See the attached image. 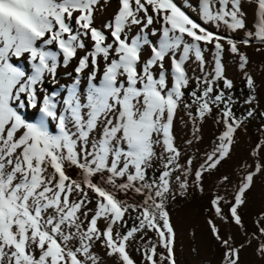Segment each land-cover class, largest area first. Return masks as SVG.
Wrapping results in <instances>:
<instances>
[{
	"label": "snow or ice",
	"instance_id": "obj_1",
	"mask_svg": "<svg viewBox=\"0 0 264 264\" xmlns=\"http://www.w3.org/2000/svg\"><path fill=\"white\" fill-rule=\"evenodd\" d=\"M250 2L257 7L255 31L246 28L242 0H198L204 23L245 30V38L237 41L194 22L176 0H116V10L101 27L96 13L111 0H0V264H99L92 251L97 241L119 264H136L127 250L136 239L144 241V264H176L175 229L165 201L173 180L182 192L189 180L178 163L174 118L181 103L185 109L195 105L194 120L212 114L213 107L219 112L217 143L194 172L202 190L204 173L231 158L242 124L223 90L233 83L224 75L222 55L227 50L237 56L244 70L249 60L238 44L248 47L255 40L264 45V0ZM205 51L212 52L211 72H205ZM13 58H25L30 71ZM193 59L204 72L197 78L204 87L189 93L192 102L186 103V65ZM73 62V82L61 85L60 93L43 94L46 78L56 81L58 68ZM85 70L86 91L79 79ZM245 75L254 88L253 78ZM220 80L223 89L216 91ZM28 109L37 110L35 122L22 116L21 110ZM253 115L254 110L247 112ZM157 145L167 155L159 156L162 168L150 179ZM261 153L264 142L251 155ZM69 166L79 168L82 178L70 176ZM242 167L229 214L221 206L226 196L211 201L218 217L238 226L254 176L264 173V158L251 170L247 163ZM181 171L183 176L173 175ZM222 182L231 184V179L224 176ZM118 191H134L142 199L129 204ZM131 213L134 226L128 228ZM208 224L224 248V264H239L231 237L225 238L214 221ZM257 224L264 238V218ZM147 232L156 234L158 244L146 239ZM158 246L166 253L159 261ZM257 253L264 258V241Z\"/></svg>",
	"mask_w": 264,
	"mask_h": 264
},
{
	"label": "rangeland",
	"instance_id": "obj_2",
	"mask_svg": "<svg viewBox=\"0 0 264 264\" xmlns=\"http://www.w3.org/2000/svg\"><path fill=\"white\" fill-rule=\"evenodd\" d=\"M176 3L185 9L192 18L194 17L197 20L196 23L201 24L206 29L213 32L218 31L221 36H230L237 41L245 38V30L243 29L231 32L223 24L217 29L212 24L204 23L198 12V0H176ZM116 7V0H111L110 6H106L104 10L96 13L95 23L97 27H101L109 21ZM242 10L246 13L244 17L246 28L255 31L256 4L250 2V0H242ZM155 27H159V25ZM207 47L211 48L212 46L209 45ZM227 47L225 44L226 49ZM238 47L241 52L248 56L249 63L244 70H241L237 56L227 50L223 53L224 75L233 83L232 89L225 90H227L226 94L228 96L242 101L246 109V116L249 110H254V115L251 116L252 122L249 124L244 120V117H236V119L242 121V124L237 130L231 158L222 162L217 169L204 173L202 190L194 183V172L200 170V165L204 162L206 155L211 153L217 143L216 138L221 131V126L216 123L219 112L213 107L212 114L206 115L203 120L199 118L194 120L192 117H195V105L191 109H185L184 103H181L174 118V143L180 152L178 163L187 170V178L189 180L187 192H182L176 181L173 180V192L169 194L168 199L165 201L166 210L175 229L174 258L176 264H224V248L212 235L208 224L209 220L216 223L225 238L231 237L234 246L239 251V264H264V258L257 253L258 245L264 241V238L260 237L257 224L259 219L264 218V173H257L254 176V184L247 193L246 203L239 209V214L242 217V226L234 223L229 224L222 220L216 215L211 205V201L217 195L226 196L227 200L222 201L221 206L224 214L228 215V201L232 200L235 194V185L238 183L241 173L245 171L242 165L247 163L249 170H251L256 163H260L262 158H264V153L255 157L251 155L252 149L257 144L264 142V51H256L257 48L264 50V45L257 44L253 40L248 47L243 44H238ZM205 58L207 61L205 72H211L213 68L212 52L205 51ZM13 62L26 73L30 71V66L27 65L25 58H20L19 60L13 58ZM74 67L75 62L67 68L59 67L57 80L52 81L46 78V83L40 86L41 92L48 95L53 92L60 93L62 91L61 85L73 82V78L76 76ZM186 67L190 77L189 85L197 82V78L204 76V72L200 71L199 65L194 59L188 62ZM245 73L253 78L254 88L250 89L247 86ZM87 77L88 70H85L79 77L81 81L80 87L84 91L88 86ZM217 84H220L219 88L223 89V80L217 81ZM198 87L203 88L204 84L200 83L195 89ZM184 92V102L191 103V97L188 95L191 91L185 88ZM250 98L251 103H246L245 101ZM189 112L192 113V116H189ZM21 114L29 122H35L38 117L37 110L33 109L21 110ZM50 131L55 134L54 126H50ZM155 150L158 156L153 161L155 166L148 170L152 174V176H149L150 179L157 175L162 168L159 156L167 155L163 153L160 145H157ZM188 160L192 161L191 165L187 164ZM68 174L77 180L82 178L81 170L75 166L68 167ZM173 175L183 176L184 172H177ZM224 176L230 177L231 184L222 182V177ZM95 179L99 182L101 178L97 177ZM117 196L129 204H134L142 199L134 191H118ZM89 207H94V204L89 205ZM129 218L134 221L135 213H131ZM99 224L101 228L104 227L103 221H100ZM126 227L128 226L126 225ZM146 239L151 244H158V237L154 232H147ZM143 247L144 241L140 239L129 242L127 250L136 261V264H144L141 254ZM92 251L97 256L99 264H119L117 257L107 255V250L100 241L94 243ZM160 253H165V249L158 246L156 257L158 261Z\"/></svg>",
	"mask_w": 264,
	"mask_h": 264
},
{
	"label": "trees",
	"instance_id": "obj_3",
	"mask_svg": "<svg viewBox=\"0 0 264 264\" xmlns=\"http://www.w3.org/2000/svg\"><path fill=\"white\" fill-rule=\"evenodd\" d=\"M199 84H200V83H199ZM199 84H198V81H197V82H193V83H191L190 85H188L187 90H190V91L192 92L193 90H195V87H196L197 85H199ZM219 86H220V84H217V85H216V91H219V90H220ZM224 92H225V96H226V99H227V98L229 97V96L226 94L227 90L224 89ZM231 98H232V101H231V108H232V111H233L235 117H238V118L244 117V120H245L248 124L251 123V122H252V118L246 116V109H245V107L243 106L242 101H240L239 99L233 98V97H231ZM149 176H152V174L149 173ZM127 226H128V227H132V226H134V224H133V220H132L131 218H129V217H128V223H127Z\"/></svg>",
	"mask_w": 264,
	"mask_h": 264
},
{
	"label": "bare ground",
	"instance_id": "obj_4",
	"mask_svg": "<svg viewBox=\"0 0 264 264\" xmlns=\"http://www.w3.org/2000/svg\"><path fill=\"white\" fill-rule=\"evenodd\" d=\"M184 10H185V9H184ZM186 13H187V12H186ZM187 14L190 16V18H192L191 15H190L189 13H187ZM193 18H194V17H193ZM193 18H192V19H193ZM193 21H194V22H197V20H196L195 18L193 19ZM204 56H205V52H204ZM87 87H88V86H87ZM80 88H81V87H80ZM81 89H83V88H81ZM84 89H85V88H84ZM86 89H87V88H86ZM86 89H85V91H86Z\"/></svg>",
	"mask_w": 264,
	"mask_h": 264
},
{
	"label": "clouds",
	"instance_id": "obj_5",
	"mask_svg": "<svg viewBox=\"0 0 264 264\" xmlns=\"http://www.w3.org/2000/svg\"><path fill=\"white\" fill-rule=\"evenodd\" d=\"M6 11V10H5Z\"/></svg>",
	"mask_w": 264,
	"mask_h": 264
}]
</instances>
